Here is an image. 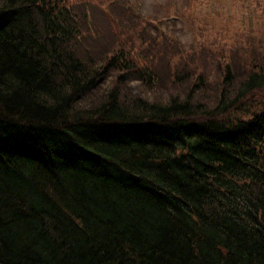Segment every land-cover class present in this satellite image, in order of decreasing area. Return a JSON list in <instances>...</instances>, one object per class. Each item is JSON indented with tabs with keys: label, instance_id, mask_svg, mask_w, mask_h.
<instances>
[{
	"label": "trees",
	"instance_id": "trees-1",
	"mask_svg": "<svg viewBox=\"0 0 264 264\" xmlns=\"http://www.w3.org/2000/svg\"><path fill=\"white\" fill-rule=\"evenodd\" d=\"M85 3L0 0V264H264V43L216 33L211 76Z\"/></svg>",
	"mask_w": 264,
	"mask_h": 264
},
{
	"label": "rangeland",
	"instance_id": "rangeland-1",
	"mask_svg": "<svg viewBox=\"0 0 264 264\" xmlns=\"http://www.w3.org/2000/svg\"><path fill=\"white\" fill-rule=\"evenodd\" d=\"M84 1L87 6L79 8L78 4L79 10H76L85 12L86 9V14L90 16L88 30H83V35H89V38L97 40L111 39L114 48L126 44L121 37L113 35L115 28L109 29V23L112 19L111 14H114V11L113 13L110 11L115 7H121V11H117V14L120 15L125 12L122 6L127 5L128 19L122 23V31L129 27V31L138 34L142 24H149L152 30H159L161 36L172 43H181L185 48H188L189 45L201 46L203 55L193 64L195 67L208 68L211 71V76L214 74V66L211 65V57L208 52L216 33H223L228 37L227 41L218 38L217 47L226 48L231 52L236 47L232 43L240 44L247 38L251 41L260 38L262 44L264 43V0ZM117 1L120 3L116 4ZM161 36H159L157 44L163 43ZM133 44L141 50L148 49L147 39L134 41ZM246 46L247 49L251 48L250 45ZM109 81L113 80L109 79ZM124 86L133 94L152 97L151 93L144 95V86L137 82H126ZM160 86L161 84H157V88ZM154 93V96H163L161 93ZM100 94L101 92H96V96H100Z\"/></svg>",
	"mask_w": 264,
	"mask_h": 264
}]
</instances>
